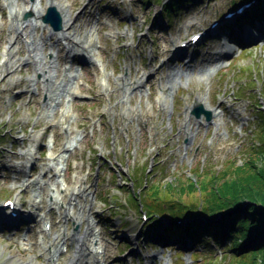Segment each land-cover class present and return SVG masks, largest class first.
Wrapping results in <instances>:
<instances>
[{
  "label": "rangeland",
  "instance_id": "obj_1",
  "mask_svg": "<svg viewBox=\"0 0 264 264\" xmlns=\"http://www.w3.org/2000/svg\"><path fill=\"white\" fill-rule=\"evenodd\" d=\"M58 1L67 6L63 12L67 10L71 19L67 33L76 40L71 39L73 44L66 41L72 44V53L34 24L23 28L24 38L14 45V58L6 61L10 32L6 5L28 7L29 1L0 0V208L1 202L14 200L22 219L33 220L20 225V231L16 227L0 230V264H9L10 257L18 256L25 262L35 259L38 264H51L47 247L61 231L67 233V249L58 263L66 264L75 252L76 242L68 239L76 233L72 222L64 221L62 210L49 200L46 186L40 216H34L38 179L57 182L58 190L64 183L70 194L77 188V200L71 201L72 212L80 221L77 233L84 234L90 218V230L97 232L99 246L105 250L101 259L107 264H231L228 243L216 245L205 237L186 253L179 252L174 243L162 241L164 248L173 251L171 255L162 253L158 238L171 217L164 213L141 220L140 212L148 211L142 204L135 205L129 192L141 194L144 202L143 195L152 184L195 178L198 171L220 173L230 162L242 164L251 148L259 146L256 117L260 110L264 115V43L239 48L224 58L221 41L207 39L184 53V58L166 62L173 45L187 41L242 1L186 0L171 15L163 14L168 0H144V4L143 0ZM92 32L97 40V61L81 64L87 51L83 42L91 39ZM27 39L38 44L37 52L45 57L48 70L43 66L39 71L44 76L41 81L29 59ZM50 53L55 54L52 60ZM68 65L73 71L83 67L84 73L71 88L75 96L65 125L61 111L65 100L48 117L44 99L49 84L55 87L63 78L67 82L71 75L65 71ZM178 67L183 72L174 88L170 115L167 85L171 69ZM209 69L215 70L209 81L200 80ZM44 70L51 80H46ZM149 74L152 77L141 88L124 93L129 83ZM199 104L215 110L211 124L203 116L197 120L190 114V107ZM77 133H81L80 141L68 154L63 176L56 178L49 169L50 154L58 156ZM34 134H41L40 142L33 143ZM51 135L55 137L53 148L49 147ZM44 220L50 221V231H43Z\"/></svg>",
  "mask_w": 264,
  "mask_h": 264
},
{
  "label": "trees",
  "instance_id": "obj_2",
  "mask_svg": "<svg viewBox=\"0 0 264 264\" xmlns=\"http://www.w3.org/2000/svg\"><path fill=\"white\" fill-rule=\"evenodd\" d=\"M185 2L170 0L164 5V13L176 11ZM262 7L264 0H258L257 6L244 16L255 19ZM256 119L260 144L251 148L242 164L230 162L220 173L198 171L195 178L152 184L143 195L144 202L141 194L130 190L131 200L137 206L142 204L150 216L165 213L172 220L190 217L185 233L193 240L207 237L224 246L227 242L233 257L231 264H264V115L261 111ZM140 187L144 189L143 185ZM182 229L172 223L164 232L176 235Z\"/></svg>",
  "mask_w": 264,
  "mask_h": 264
},
{
  "label": "bare ground",
  "instance_id": "obj_3",
  "mask_svg": "<svg viewBox=\"0 0 264 264\" xmlns=\"http://www.w3.org/2000/svg\"><path fill=\"white\" fill-rule=\"evenodd\" d=\"M52 5L57 8L56 9L57 11H60L63 19L65 20V23L63 25L64 30L60 34L59 33L58 34H51L47 26H42L40 24V20L38 17L30 18L27 21H25L23 18H21V12L23 10L29 9V11H33L34 14L41 15L44 13L47 6H52ZM6 7L8 9L9 29H10L9 39H8V42H9L8 45L9 46L5 48V54H4V58L6 61H9L12 58H14L13 56L15 55L16 47L12 46V44L16 45L18 43L17 40L19 38H21L23 28H25L29 25L34 26V24L38 25L39 27H42L43 30H46L47 36L49 39L55 37L56 41L62 42L64 47H66L67 49L68 48L70 49V46L66 40L70 39L71 43L73 44V41L71 39L73 38V40H74L75 38L72 37V35L70 36L67 33L68 24H69L71 19L69 17L68 12H66L67 10L64 11V13H63V9L64 10L67 9V6L65 4H62L58 0H45V6L43 7L42 6V0H35V3L29 4V7H24V6L16 7L14 4H12V2H8ZM93 36H94V32H92V34H91V39H89L87 42H83L85 44V48L87 49L86 54H85V59L88 61L95 60V58H96L95 57L96 52H95V48H94L95 43L93 41ZM22 37L24 38V36H22ZM25 42L27 43V46L29 47V51L31 53L29 55V59L32 61L33 65L35 66V69L37 71H39V70H42L43 66H45V68L48 70L47 65L44 64V62H43L45 57L42 56L41 53L37 52V51H40L38 48V44H36L33 41L29 42V39L25 40ZM171 70H172L171 71L172 76H171V81L169 82V86H170V88L173 89V87L177 86V82H176L177 77H178L179 73H181L182 70H181V68H179V69L178 68H172ZM211 70L212 69H209V70L205 71L204 73H202L200 76V80H204L205 82L209 81L208 77L211 76V75H209V71L211 72ZM47 72H46V76H50L49 73H47ZM135 84L139 85L137 87H140V85H141L140 82H136ZM130 89H131V87L128 86V88L126 90H130ZM172 89H171V92H172ZM47 94L49 96L50 102L51 101L53 102V100H55L57 98V95H58L56 90L47 91ZM72 95H74V94H72ZM201 101H202V99H199V102H201ZM48 108H51V105H49ZM61 111H62L63 118H68V116H70V114H71V111H69L65 108L62 109ZM68 145H73V141H68L66 146H68ZM32 152H33V149H30L26 153V155L28 156L27 157L28 161L31 159ZM62 159H63V155L55 156L52 153L50 154V161H51L52 166L49 167V169H50V171H54L55 176H59L65 170L64 168L66 167V165L62 162L63 161ZM28 161L26 163H28ZM36 185L41 186L42 185L41 181L38 180ZM75 190H77V188L76 189L72 188L71 194H69V192H67V191H64L66 193H63V191H62V193L65 194L66 196L71 195L70 196L71 198L69 199L71 201L73 196L78 194ZM83 191H85V190L83 189ZM81 194H83V192H81ZM57 195L58 194H56L55 196H57ZM65 195H64V197H65ZM55 196H54V199L57 200V202H55V205L63 211V214H64L63 216H65L66 219L72 220L74 223H79L80 222L79 217L75 218L74 213L72 212L73 210L71 209V207H72L71 202L70 203L65 202V203L61 204L59 199ZM79 207H80V205H79ZM7 209H9V208H6V209L0 211V222H2V221L10 222L9 221L10 219H8V214L7 213L5 214V210L7 211ZM15 210H17V209L15 206H13L11 211H15ZM3 214H5L6 217ZM11 221H12V219H11ZM86 221H87L86 222L87 228H86L83 235H81V236L77 235L78 239H76L75 241H76V244L78 245V247L75 250L74 254H72L70 257H68L66 264H95V258H96L95 257V251L96 250L92 246V241L90 240L91 237L89 234V232L91 231L90 230L91 221H90V219H88ZM12 222H14V221H12ZM91 233H92V231H91ZM66 234L67 233H65V232H60V234L56 235L55 239L58 240L60 238L59 241H61V237H65ZM70 235H71V238L75 239L73 234H70ZM56 247H57V244L53 243L50 246V249L55 250ZM57 256H58L57 252L56 251L53 252V256H52V260H51L52 263L54 262L53 259L55 258V260H56ZM88 256H89V258H88ZM9 259H10L9 264H38L35 261V259H31L30 261L25 262L23 259L19 258V256L18 257H10Z\"/></svg>",
  "mask_w": 264,
  "mask_h": 264
},
{
  "label": "water",
  "instance_id": "obj_4",
  "mask_svg": "<svg viewBox=\"0 0 264 264\" xmlns=\"http://www.w3.org/2000/svg\"><path fill=\"white\" fill-rule=\"evenodd\" d=\"M43 22H48L52 26L54 30H61V17L57 10L54 7H48L47 13L45 16L42 17ZM202 112L205 114L207 120L210 119V113L207 111H204L202 107H199L197 110L194 111V114L199 117V113Z\"/></svg>",
  "mask_w": 264,
  "mask_h": 264
}]
</instances>
